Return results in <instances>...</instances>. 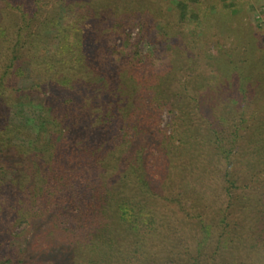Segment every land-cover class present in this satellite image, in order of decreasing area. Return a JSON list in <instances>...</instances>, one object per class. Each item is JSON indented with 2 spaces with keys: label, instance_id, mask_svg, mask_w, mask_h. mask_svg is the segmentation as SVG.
<instances>
[{
  "label": "trees",
  "instance_id": "16d2710c",
  "mask_svg": "<svg viewBox=\"0 0 264 264\" xmlns=\"http://www.w3.org/2000/svg\"><path fill=\"white\" fill-rule=\"evenodd\" d=\"M178 2L180 21L196 14L194 30L211 22L227 45L214 55L201 31L183 33L156 71L140 35L125 33L150 3L0 0V264H200V245L180 255L190 248L180 233L193 239L200 226L205 249L213 205L227 223L238 168L264 173V103L258 124L251 101L238 109L252 89L264 96L263 50L252 32L236 35L238 15L221 0ZM203 61L228 67V81L211 82L226 98L216 115L194 93Z\"/></svg>",
  "mask_w": 264,
  "mask_h": 264
},
{
  "label": "rangeland",
  "instance_id": "374dc122",
  "mask_svg": "<svg viewBox=\"0 0 264 264\" xmlns=\"http://www.w3.org/2000/svg\"><path fill=\"white\" fill-rule=\"evenodd\" d=\"M188 1L191 3L196 0ZM221 1L225 7H233V13L238 15L237 22L239 26L238 30H236V35L238 37L240 35L243 36V34L246 36L247 32H252V43L256 44L258 50L260 48L264 52V7L257 9L252 6H248L247 8L245 5H240L241 7L236 8L235 4L237 0ZM133 2L136 5L140 4V6L144 5L145 2L152 4L149 9H151L153 13L145 15V21H141L142 17L138 15L125 29V33L128 34L131 40L137 39L138 35H140L141 42L138 45V53L141 57H144L142 55H147L148 51L153 53L147 65L151 69L154 68V70L160 71L164 68V64L167 63L170 58V48L172 44L178 45L182 49L180 35L183 33L192 35L199 34L201 31L202 35L204 34L205 37L208 38V44L205 43L206 48H211V53L214 55H216L214 44L219 43L224 46L227 45L225 34L221 35L220 33L222 31H219L218 26H214L211 22V25L207 24V26H210L209 28L200 26L198 29L194 30L192 21H194L196 14L188 15L187 17L190 20L185 23L180 21V12L184 13L185 8L180 5L178 0H133ZM153 6L154 9H152ZM245 7L248 9V14L245 13V10H247ZM156 13L159 14L157 15ZM142 27L145 31L141 34ZM257 32L258 38L256 37ZM173 33H176V36L172 37L171 35ZM224 59L227 63L228 57H224ZM233 61L234 65L237 67L241 66V62L237 60ZM203 63L199 65L196 71L191 72V75L202 74L203 78H205V81H208V83L205 82L204 87L194 90V93L197 98L202 99L204 107L207 109L211 108L213 114L216 115L217 112L221 110V106H217L216 100H225L226 98L224 90L218 91L215 88H211V82H214V84L218 86L217 88H220V84L228 81L223 78L228 67L226 63H221L220 65L223 68L219 70L215 66L207 65L205 61H203ZM227 65L229 64L227 63ZM255 67L256 66H254V68ZM258 67L260 70L258 68V70L254 72V78L257 80L261 78L260 81H263L264 63H259ZM230 68L231 67H229V69ZM206 86L207 88L205 90ZM262 93L263 92L260 90L252 89L250 91V98L248 99L246 96H240L238 103L239 110H241L243 106H246L247 110L246 102L251 101L250 111L256 116L257 124L260 123L259 120L262 116L261 114H263L259 111L260 105L264 103V96ZM25 113L29 118H33V116L36 118L38 117L36 113L29 110H26ZM162 120L163 123L169 120V116L165 112L162 114ZM259 177V180H257L254 174L246 172L244 168H238L234 174L236 185L232 189L233 199L231 200L230 208L227 210L229 213L227 223H217V221H219V213L216 211L217 206L213 205L211 211L216 220L215 223H210L212 234L207 241L206 248H202L204 246L202 238L205 236V231H203L200 226L197 227L196 225L194 226L196 231L193 239L185 235V230L180 233V237H186L185 240L189 241L190 247L189 250L180 249V255L186 256L185 259L192 257L195 255L200 245L199 250H204V254L200 255L199 258L201 263L203 261L210 262L214 260L216 264H264V223H254L257 217L262 216L264 210V173L259 174ZM244 195L249 196V200H243L242 198ZM180 216L181 214L178 213V217ZM220 234L223 235L221 238L218 237ZM179 236L177 237L179 238ZM230 239L234 243H225L222 245L224 241L226 242ZM217 245L218 250H216Z\"/></svg>",
  "mask_w": 264,
  "mask_h": 264
}]
</instances>
